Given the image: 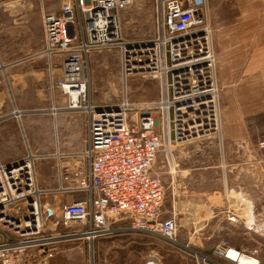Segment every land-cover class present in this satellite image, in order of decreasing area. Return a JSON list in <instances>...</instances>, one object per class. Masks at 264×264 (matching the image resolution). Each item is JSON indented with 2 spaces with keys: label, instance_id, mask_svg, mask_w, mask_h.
<instances>
[{
  "label": "built area",
  "instance_id": "1",
  "mask_svg": "<svg viewBox=\"0 0 264 264\" xmlns=\"http://www.w3.org/2000/svg\"><path fill=\"white\" fill-rule=\"evenodd\" d=\"M133 0H64L57 13L42 18L43 47L49 69L59 63L60 76L52 81L66 110L87 118L86 177L71 191L82 199L63 204L57 239L42 236L40 193L31 170V158L0 163V264H14L27 250L39 247L52 255L55 241L93 240L117 230L155 233L175 241L179 229L171 215L160 218L164 188L152 172L161 144L187 141L220 131V101L216 81L212 29L206 19L205 0H155L156 34L149 39L127 40L120 11ZM117 49L120 73L159 79L155 103L135 105L126 98L115 105L90 100L88 56L93 51ZM58 108L53 107L56 113ZM135 110L134 119L129 113ZM264 162V144L260 146ZM229 222H236L234 215ZM74 226L79 228L72 229ZM247 230L264 236V213ZM264 243L251 250L222 240L213 249L219 258L230 249L247 264H264ZM244 264V263H239Z\"/></svg>",
  "mask_w": 264,
  "mask_h": 264
},
{
  "label": "rangeland",
  "instance_id": "2",
  "mask_svg": "<svg viewBox=\"0 0 264 264\" xmlns=\"http://www.w3.org/2000/svg\"><path fill=\"white\" fill-rule=\"evenodd\" d=\"M63 1L0 0V70L7 77H22L21 83L8 86L7 107L22 111V120L33 122L32 143L27 140L26 132H22L27 148L24 156L31 158L32 174L40 193L41 235L54 239L64 234L61 208L81 195L71 188L83 181L87 173V160L82 155L87 148L86 123L72 117L78 113L85 115L70 113L64 108L63 98L52 84L60 76L59 63L55 62V67L50 70L48 60L40 54L43 15L57 13ZM120 21L125 39L152 38L156 34L155 0H133L130 6L120 11ZM86 77L90 100L98 105L120 104L124 98L135 105L151 104L159 99V79L138 74L126 80L122 78L117 49L91 52ZM53 107L59 112L53 113ZM135 112L132 110L129 117L134 119ZM60 116H66L70 123L58 127L55 120ZM220 131L213 135L215 142L221 140ZM167 147L161 144L152 165V172L161 182ZM170 206L165 194L161 219L170 215ZM76 228L79 226L72 229ZM222 240L251 250L264 243V236L236 227L224 234L222 229L205 225L203 228H180L175 241H171L155 233L125 229L93 240L73 237L57 240L49 245L53 247L51 256L46 257V248L43 252L35 247L26 252L33 257H23L14 264H231L213 253ZM97 242L104 244L97 246Z\"/></svg>",
  "mask_w": 264,
  "mask_h": 264
},
{
  "label": "crops",
  "instance_id": "3",
  "mask_svg": "<svg viewBox=\"0 0 264 264\" xmlns=\"http://www.w3.org/2000/svg\"><path fill=\"white\" fill-rule=\"evenodd\" d=\"M205 3L206 19L212 29L221 140L216 143L213 134L173 142L162 161V185L171 202L167 217L172 215L179 229L206 225L222 229L225 234L234 227L246 230L245 224L264 213V162L259 159L260 146L264 144V0ZM21 81V76L7 77L0 70L2 164L26 154L22 132L32 143V120H22V111L7 107L8 86ZM78 114L72 117L84 120L87 127L86 115ZM65 117L56 118L58 127L70 123ZM84 197L81 193L77 199ZM198 215L200 219L196 220ZM230 215L238 224L227 220Z\"/></svg>",
  "mask_w": 264,
  "mask_h": 264
},
{
  "label": "bare ground",
  "instance_id": "4",
  "mask_svg": "<svg viewBox=\"0 0 264 264\" xmlns=\"http://www.w3.org/2000/svg\"><path fill=\"white\" fill-rule=\"evenodd\" d=\"M166 150L168 151V147L166 148ZM227 257L230 258L231 260H235L236 263L239 262V263L247 264L249 262L248 260H244L243 257H238V253L233 249H230L227 252Z\"/></svg>",
  "mask_w": 264,
  "mask_h": 264
}]
</instances>
